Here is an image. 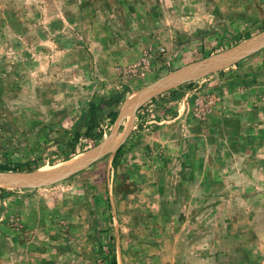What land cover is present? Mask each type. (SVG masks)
Wrapping results in <instances>:
<instances>
[{"label": "rangeland", "instance_id": "obj_1", "mask_svg": "<svg viewBox=\"0 0 264 264\" xmlns=\"http://www.w3.org/2000/svg\"><path fill=\"white\" fill-rule=\"evenodd\" d=\"M262 34L264 0H0V164L105 132L88 165L0 186V264H264V47L183 76Z\"/></svg>", "mask_w": 264, "mask_h": 264}, {"label": "bare ground", "instance_id": "obj_2", "mask_svg": "<svg viewBox=\"0 0 264 264\" xmlns=\"http://www.w3.org/2000/svg\"><path fill=\"white\" fill-rule=\"evenodd\" d=\"M261 47H264V34L260 36H256L255 38H252L246 42H242L241 44L233 47L229 51L223 52V54L220 56L213 57L211 58V60H207L205 62H201L200 65H192V67H187L190 69H187L189 71H187L186 73L185 70L178 71V73L179 72H181V74L185 73L183 74V76L201 75L203 73L213 71L216 68H220V67L223 68L225 65L233 63L234 61L243 58L244 56L250 54L251 52L253 53L257 51ZM176 73H173L165 77L164 79L160 80V82L157 83L154 87H152V89L144 92L143 94H140V96H137L135 99H132L130 102L128 101L129 103L127 102L128 104L124 109L126 115L129 112L131 113L135 111L136 110L135 108H137L144 100H146L153 94L157 93L162 89L168 88L169 86L174 85L176 82H178L179 81L178 79H180L178 78V76H181V74L177 75ZM168 78H170L168 81L167 80L164 81L165 79ZM104 151L105 148H102L101 150H97L94 153L88 155H83V156L78 155L71 160L58 164V166L57 165L44 166V167L42 166L37 171L34 172L32 171V173H19L18 174L19 176L17 177L12 176L11 174L0 173V186L15 187V186L39 185L45 182L52 181L58 177L61 178L62 175L65 176V174L67 175L70 172L78 170V168L80 169V167L82 168V166L84 167V165H88L90 162H92L102 153H105Z\"/></svg>", "mask_w": 264, "mask_h": 264}, {"label": "trees", "instance_id": "obj_3", "mask_svg": "<svg viewBox=\"0 0 264 264\" xmlns=\"http://www.w3.org/2000/svg\"><path fill=\"white\" fill-rule=\"evenodd\" d=\"M210 53L209 54L206 53L205 56H202L201 58L209 56ZM155 99L156 97H153L152 101ZM93 109H94L93 105H90L89 110L85 113L88 118L92 114ZM118 114H119L118 110L111 113L110 115L111 123L115 122V120L118 117ZM74 129L75 131L72 137H70L68 141L64 143L63 148L61 149V155L59 156V158H57L56 160L52 159L51 163L57 160L58 161L70 160L71 158H73L74 156H76L77 154L85 150V146L83 142L84 139H92L94 142L98 143L101 139H103L104 134H105L103 129H98L96 124H91V123L87 124L84 132L81 131L80 129H77L76 126L74 127ZM121 148L122 147H120L118 151L116 152L115 160L118 159V156L121 152ZM38 152L40 153L41 151L39 150ZM45 162H46L45 159H40L37 156H31L29 160L26 161L25 163L7 162V163L0 164V171L32 172V171L39 169L41 166L45 165ZM113 264H116V260L113 261Z\"/></svg>", "mask_w": 264, "mask_h": 264}, {"label": "water", "instance_id": "obj_4", "mask_svg": "<svg viewBox=\"0 0 264 264\" xmlns=\"http://www.w3.org/2000/svg\"><path fill=\"white\" fill-rule=\"evenodd\" d=\"M180 70H183V69H180ZM180 70H177V71H180ZM177 71H176V72H177ZM176 72H174V73H176ZM182 72H184V71H182ZM172 74H173V73H172ZM176 74H177V75H178V74H181V72H179V73L177 72ZM170 75H171V74H170ZM168 76H169V75H168ZM166 77H167V76H166ZM164 78H165V77H164ZM162 79H163V78H162ZM160 80H161V79H160ZM160 80H159L157 83H159ZM157 83H155V84H157ZM155 84H153V85H152L151 87H149V88L154 87ZM149 88H148V89H149ZM146 90H147V89H146ZM33 172H34V171H33ZM0 173H1V174H11L12 176H19V175H17V174H19V173H32V172H4V171H0ZM58 178H59V177H58ZM46 183H47V182H46ZM42 184H43V183H42ZM39 185H40V184H39Z\"/></svg>", "mask_w": 264, "mask_h": 264}]
</instances>
